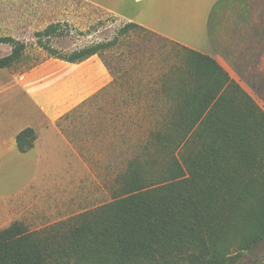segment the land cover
Instances as JSON below:
<instances>
[{"label": "rangeland", "instance_id": "rangeland-1", "mask_svg": "<svg viewBox=\"0 0 264 264\" xmlns=\"http://www.w3.org/2000/svg\"><path fill=\"white\" fill-rule=\"evenodd\" d=\"M244 22L245 29L260 30L256 36L245 31V41L256 44H245V61L220 54L221 62L264 113V67L252 66L258 57L264 64V0H223L210 16L211 28H241ZM55 23L62 30L42 41L61 53L116 42L69 66L51 57L35 36ZM129 23L134 22L80 0H0V37L25 45L20 59L0 70V229L14 221L35 232L73 224L81 213L121 195L120 176L152 133L161 130L173 105L168 86L182 78L184 67L183 53L168 43L177 42L136 23L122 33ZM11 50L0 43V58ZM97 61L109 74L106 84H90L99 76ZM30 125L38 128L37 139L21 153L15 136ZM257 159L258 169L245 170V184L249 188L255 182L264 197V155ZM231 218L224 256L244 252L239 264H264V241L250 253L241 249L245 222L251 228L255 215L239 219L233 213Z\"/></svg>", "mask_w": 264, "mask_h": 264}, {"label": "trees", "instance_id": "trees-1", "mask_svg": "<svg viewBox=\"0 0 264 264\" xmlns=\"http://www.w3.org/2000/svg\"><path fill=\"white\" fill-rule=\"evenodd\" d=\"M61 26L35 33L60 61L82 62L116 42L61 53L42 41ZM136 27L129 23L121 32ZM0 43L12 47L0 58L1 70L20 59L25 45L10 37ZM168 43L184 55L182 78L168 86L173 105L161 130L120 176L121 195L73 224L35 232L10 223L0 229V264H239L244 252L226 258L223 251L233 213L256 217L251 228L245 222V254L264 241V197L255 182L245 184V170L258 169L255 158L264 155V113L215 59ZM35 140L25 128L17 149L26 153Z\"/></svg>", "mask_w": 264, "mask_h": 264}, {"label": "crops", "instance_id": "crops-1", "mask_svg": "<svg viewBox=\"0 0 264 264\" xmlns=\"http://www.w3.org/2000/svg\"><path fill=\"white\" fill-rule=\"evenodd\" d=\"M80 1L91 7L96 5L103 11L112 14L115 19L117 18L120 21H132L145 29H148L162 37L169 38L191 50L203 54L207 52V55L215 59L222 68H228L229 65H223L222 62L224 59H221L220 54H225V56L229 57L231 60L237 57L236 59H242L245 61V44H248L249 46L256 44L254 41H245V31L253 30L254 36L260 32L258 28L245 29V22L242 23L241 28L238 26H235V28H220L218 25L211 28L210 16L212 10L216 7V5L223 3V0ZM244 19L245 18H243V20ZM202 46L207 47V50L201 48ZM262 53L258 52L257 54ZM95 57L96 56H91L79 63H65L69 66H78ZM262 60L263 59H260V57H258L257 60L254 59L255 64L252 66L256 68L264 67ZM96 64L99 76L96 77V80L92 81L90 84H106L110 79L109 74L106 72L105 67L101 63L97 61ZM44 113L49 119L54 116L53 113H49L47 111ZM30 126H32L30 128H32L37 135V126Z\"/></svg>", "mask_w": 264, "mask_h": 264}]
</instances>
